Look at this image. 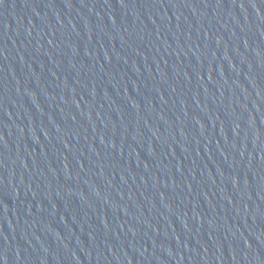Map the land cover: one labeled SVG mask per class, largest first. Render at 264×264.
<instances>
[{
    "label": "water",
    "instance_id": "obj_1",
    "mask_svg": "<svg viewBox=\"0 0 264 264\" xmlns=\"http://www.w3.org/2000/svg\"><path fill=\"white\" fill-rule=\"evenodd\" d=\"M0 264H264V0H0Z\"/></svg>",
    "mask_w": 264,
    "mask_h": 264
}]
</instances>
